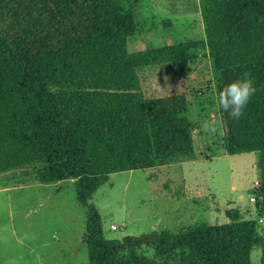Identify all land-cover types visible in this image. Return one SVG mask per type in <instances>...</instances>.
Segmentation results:
<instances>
[{
	"label": "trees",
	"instance_id": "obj_1",
	"mask_svg": "<svg viewBox=\"0 0 264 264\" xmlns=\"http://www.w3.org/2000/svg\"><path fill=\"white\" fill-rule=\"evenodd\" d=\"M134 0H0V173L37 165L33 180L71 179L84 208L87 264H264V0H198L205 54L227 154L256 152L253 206L226 221L105 238L89 201L110 172L142 170L192 155L193 125L182 94L144 98L141 67L185 60L180 45L127 53ZM245 71L257 89L240 119L218 92ZM259 229V232L257 231ZM149 247L154 257L137 252Z\"/></svg>",
	"mask_w": 264,
	"mask_h": 264
},
{
	"label": "rangeland",
	"instance_id": "obj_2",
	"mask_svg": "<svg viewBox=\"0 0 264 264\" xmlns=\"http://www.w3.org/2000/svg\"><path fill=\"white\" fill-rule=\"evenodd\" d=\"M131 5L136 31L124 42L127 53L180 45L183 70L170 64L147 66L137 70V77L144 98L184 96L186 117L193 125V153L148 169L108 173L89 199L102 235L119 239L220 223L234 208L244 217H256L259 228L253 206L256 152L227 154L221 147L215 73L205 54L198 0H134ZM205 123L215 125L216 132H206ZM36 167L0 173V264H87L81 242L85 213L74 198L71 179L34 181ZM137 252L154 257L144 245ZM258 256L259 247L253 244L249 261L256 264Z\"/></svg>",
	"mask_w": 264,
	"mask_h": 264
},
{
	"label": "clouds",
	"instance_id": "obj_3",
	"mask_svg": "<svg viewBox=\"0 0 264 264\" xmlns=\"http://www.w3.org/2000/svg\"><path fill=\"white\" fill-rule=\"evenodd\" d=\"M255 80L251 72L245 71L235 81L225 85L218 92L219 107L232 119H240L247 104L256 93ZM204 129L209 134L217 130L215 125L205 123Z\"/></svg>",
	"mask_w": 264,
	"mask_h": 264
},
{
	"label": "built area",
	"instance_id": "obj_4",
	"mask_svg": "<svg viewBox=\"0 0 264 264\" xmlns=\"http://www.w3.org/2000/svg\"><path fill=\"white\" fill-rule=\"evenodd\" d=\"M255 182H256V181H255ZM109 227H110V228H114V226H113L112 224H111V225H109Z\"/></svg>",
	"mask_w": 264,
	"mask_h": 264
}]
</instances>
